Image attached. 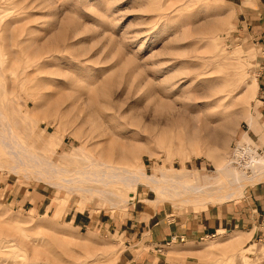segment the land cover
I'll return each instance as SVG.
<instances>
[{"label":"rangeland","instance_id":"obj_1","mask_svg":"<svg viewBox=\"0 0 264 264\" xmlns=\"http://www.w3.org/2000/svg\"><path fill=\"white\" fill-rule=\"evenodd\" d=\"M0 137V264H126L111 221L131 210H260L264 181L226 202L158 201L144 183L15 173L3 144L71 171L110 161L209 190L251 172L237 148L264 155V0H0ZM248 230L206 234L190 254L264 264Z\"/></svg>","mask_w":264,"mask_h":264},{"label":"crops","instance_id":"obj_2","mask_svg":"<svg viewBox=\"0 0 264 264\" xmlns=\"http://www.w3.org/2000/svg\"><path fill=\"white\" fill-rule=\"evenodd\" d=\"M253 124L251 119V125ZM256 205L260 210L250 211L245 200L178 214L169 213L159 207L153 211L148 208L141 213L131 210L124 216L113 219L111 228L117 230L126 245L122 252L126 264H198L195 255L190 252L198 249L195 243L206 234L244 230L247 227L249 230L254 229L253 235L260 242H264V229L256 222L264 215V198ZM173 236L176 238L172 239ZM171 242H175L176 248L169 251L181 254L170 255L168 251H153L148 247Z\"/></svg>","mask_w":264,"mask_h":264},{"label":"bare ground","instance_id":"obj_3","mask_svg":"<svg viewBox=\"0 0 264 264\" xmlns=\"http://www.w3.org/2000/svg\"><path fill=\"white\" fill-rule=\"evenodd\" d=\"M14 139L13 141L15 142ZM9 142H5L3 145H5L6 147H10L11 149L13 148L17 156L15 157L17 158L16 159L17 163L11 167V169L15 173L17 169L20 168L25 169L27 172L24 175L27 176L30 175L34 178L43 179L50 183H59L58 182L59 180L74 181L76 179L86 180L90 178H93L95 180L101 179L103 180L102 182L105 183H108L111 180H118V179L122 180L127 185H132L133 182L144 183L154 190L156 194L155 199L158 201L160 199L171 198L170 201L174 200L175 203L176 202H182V203L225 202L231 199L240 198L245 192V189L247 188L248 185L264 181V155H259V156L256 155V157H253L252 159L250 157H246L247 152L250 153H252V151L256 152V149L244 145H240L237 148V155H239V158L241 159L242 163H244L243 161H245L246 164L244 166L249 165L251 167L250 169L251 172L242 173L240 172L241 170L240 171L236 170L235 171L236 175L233 179L229 178L226 184H222L216 188L209 190V188L202 189L199 186L193 185L188 182H183L178 179H173V182H169L166 178L160 177L158 174L155 173L148 174L145 172L142 173L141 170L133 168L129 165L122 163L114 164L110 161H109L110 163L109 162L96 163L99 166L104 165L106 167L104 168L105 170L101 169L102 166L100 167L101 169L100 172L102 174L99 175H97L98 173L95 172L85 174L82 171V169L71 171L65 168H60L59 166H57V163H53L52 161L49 160H44L36 155L35 158H33V155L27 149H25L24 146H22L21 148H17L16 144H14L12 141L11 144ZM20 149L22 150L21 153H20ZM9 152L14 153L11 151ZM25 154H28L30 156L29 157L30 160L34 162V164L37 165V167H34L35 165L33 166V164L32 167L30 164L26 163V161L23 160L22 156H24ZM96 164L93 167H96ZM56 166L59 168H57ZM235 166L238 167L239 165H235ZM224 167H226L225 164H223V166H220L218 168L220 174L225 175L223 171ZM49 172L62 174V175L59 177H47V175L49 174L51 175V173ZM107 180L108 182H106ZM61 184L66 185L65 183H61ZM169 185L175 186L173 191L169 189L168 187ZM97 190L101 191L100 189Z\"/></svg>","mask_w":264,"mask_h":264},{"label":"built area","instance_id":"obj_4","mask_svg":"<svg viewBox=\"0 0 264 264\" xmlns=\"http://www.w3.org/2000/svg\"><path fill=\"white\" fill-rule=\"evenodd\" d=\"M213 235H214V234H213ZM175 238H176V236H173V237H172V239H175ZM181 239H182V237H181Z\"/></svg>","mask_w":264,"mask_h":264}]
</instances>
